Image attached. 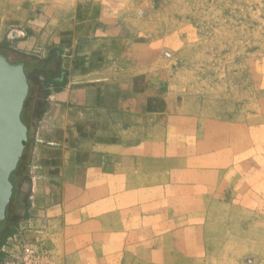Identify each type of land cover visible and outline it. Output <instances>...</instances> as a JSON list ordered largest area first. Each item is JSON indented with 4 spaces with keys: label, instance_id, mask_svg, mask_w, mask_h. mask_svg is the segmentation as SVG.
I'll return each mask as SVG.
<instances>
[{
    "label": "crops",
    "instance_id": "crops-1",
    "mask_svg": "<svg viewBox=\"0 0 264 264\" xmlns=\"http://www.w3.org/2000/svg\"><path fill=\"white\" fill-rule=\"evenodd\" d=\"M146 24L112 0H0L29 82L2 247L32 227L58 264H264V98L197 103Z\"/></svg>",
    "mask_w": 264,
    "mask_h": 264
},
{
    "label": "rangeland",
    "instance_id": "rangeland-1",
    "mask_svg": "<svg viewBox=\"0 0 264 264\" xmlns=\"http://www.w3.org/2000/svg\"><path fill=\"white\" fill-rule=\"evenodd\" d=\"M112 1L170 50L194 101L257 113L264 98V0Z\"/></svg>",
    "mask_w": 264,
    "mask_h": 264
},
{
    "label": "water",
    "instance_id": "water-1",
    "mask_svg": "<svg viewBox=\"0 0 264 264\" xmlns=\"http://www.w3.org/2000/svg\"><path fill=\"white\" fill-rule=\"evenodd\" d=\"M28 94L24 65L12 64L0 54V223L13 196L11 176L28 145V127L22 120Z\"/></svg>",
    "mask_w": 264,
    "mask_h": 264
},
{
    "label": "built area",
    "instance_id": "built-area-1",
    "mask_svg": "<svg viewBox=\"0 0 264 264\" xmlns=\"http://www.w3.org/2000/svg\"><path fill=\"white\" fill-rule=\"evenodd\" d=\"M43 233L30 227L8 238L0 248V264H58Z\"/></svg>",
    "mask_w": 264,
    "mask_h": 264
},
{
    "label": "trees",
    "instance_id": "trees-1",
    "mask_svg": "<svg viewBox=\"0 0 264 264\" xmlns=\"http://www.w3.org/2000/svg\"><path fill=\"white\" fill-rule=\"evenodd\" d=\"M27 103V102H26ZM25 103V104H26ZM22 120H23V122L26 124V122H25V119L23 118V114H22ZM27 125V124H26ZM28 145H29V140H28ZM28 145H27V147H28ZM23 157V156H22ZM21 161L22 160H20V162H19V165H18V168L16 169V171L14 172V174L18 171V169H19V166L21 165ZM12 179V178H11ZM12 181V180H11ZM12 199H13V196H12ZM12 199H11V202H10V204H9V206H8V208H7V211H6V218L0 223V231L2 230V227H3V225L5 224V223H7V221H8V216H9V212H10V205H11V203H12ZM5 240V236L0 240V248L2 247V245H3V241Z\"/></svg>",
    "mask_w": 264,
    "mask_h": 264
}]
</instances>
